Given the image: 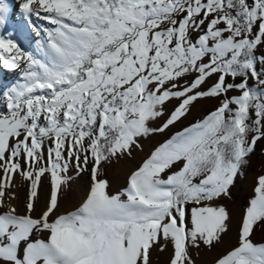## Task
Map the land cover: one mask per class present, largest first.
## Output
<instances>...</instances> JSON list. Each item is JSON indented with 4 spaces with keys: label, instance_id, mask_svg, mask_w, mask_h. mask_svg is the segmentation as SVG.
Wrapping results in <instances>:
<instances>
[{
    "label": "snow or ice",
    "instance_id": "obj_1",
    "mask_svg": "<svg viewBox=\"0 0 264 264\" xmlns=\"http://www.w3.org/2000/svg\"><path fill=\"white\" fill-rule=\"evenodd\" d=\"M19 8L32 50L3 32L9 5L0 0V70L18 74L0 85V264H150V250L168 243L170 264H195L192 248H213L230 231V213L215 201L231 198L264 140V0H20ZM221 97L158 143L124 190L110 191L102 162L142 150V138ZM70 169L89 172L91 184L62 212ZM16 175L28 182L24 213L10 203ZM42 178L50 189L41 208ZM254 193L237 245L215 264H264V243L253 239L264 228V175Z\"/></svg>",
    "mask_w": 264,
    "mask_h": 264
},
{
    "label": "rangeland",
    "instance_id": "obj_2",
    "mask_svg": "<svg viewBox=\"0 0 264 264\" xmlns=\"http://www.w3.org/2000/svg\"><path fill=\"white\" fill-rule=\"evenodd\" d=\"M16 5H17V1H16ZM34 47L35 45L33 44L31 45V47H28V50H32V48ZM260 51L264 53V49H261ZM259 54L260 53H258V55ZM17 79H18V74L15 72H13L12 74H8L5 70L0 71V85L7 86L11 83L16 82ZM214 79L215 77H213L212 81H209V84H211L214 81ZM250 83L255 84V81H250ZM238 94L239 93L236 91H230L228 95L233 96V95H238ZM222 99L223 97L201 99L195 103L194 107L192 108L191 115H189L187 119L183 120L182 123L177 124V126L173 128L170 132H167L166 134L162 136L157 135V136H152L149 138H142L140 140V143L143 145V149L141 150L139 148H134L137 151V153L132 151V155L129 156V159L126 161V163L129 164V166H128V171L126 172V174L122 176L123 179L119 180V177L121 176H119V174L117 173H111L110 170H111V167H113V165L117 162V160L123 159L124 156L113 158L111 159L110 162H107V163L102 162L103 168H104V178H106L109 181L110 191L113 194H115L117 192L124 190L128 186V180H129V176L131 175V173L135 171L142 164V162L150 155L151 151L154 149V146H157L158 143L162 142L164 139H166L168 136H170L175 131L180 130L182 127L188 126L189 124L194 123L195 121L199 119H202L209 112L215 110V108H217L220 105ZM176 103H177L176 101L173 102L172 108H174ZM4 110H5L4 104L0 103V111H4ZM168 113L169 111L165 112V118ZM253 118H254V115H253ZM161 122L162 121H156L153 126H158ZM148 143H151V146L147 150L145 148L147 147ZM138 155H139L138 159L132 160L134 156H138ZM248 159H249V163L247 164L246 167L242 169L241 173L238 175L235 181V186L232 187L231 189V198H223V199L215 201L217 205H223L230 213V216H231L230 224L233 221L238 220L239 226H240L241 219L244 215L245 208L248 205L249 199L253 197L255 194L254 189L257 185V178L260 175H264V140H261L258 142L254 150V153L251 154V156ZM69 175L73 177H77L75 175V169H70ZM78 177H81L82 179L87 180L91 183V175L89 172H84ZM249 180L252 181V184L249 182ZM42 181H43L42 199L44 200V197H46L49 192L50 186L47 180L44 179ZM27 194H28V189H25V188L17 189V192L15 193V197H17L16 198L17 203L19 204L18 207L20 209V213H24L26 210L25 201H26ZM0 210H1L0 212L6 211V209L4 208H0ZM37 214H39V209L37 210ZM254 231H255V235L253 236L254 241L257 243H264V228L254 229ZM224 238H225V235L223 236V240ZM161 243H163V241ZM220 244L213 247V250H216V248L218 250ZM200 249L201 248L194 247L190 250L191 259L193 256L196 255V253L200 252ZM154 250H150V255L157 256L159 254V247L155 248Z\"/></svg>",
    "mask_w": 264,
    "mask_h": 264
},
{
    "label": "bare ground",
    "instance_id": "obj_3",
    "mask_svg": "<svg viewBox=\"0 0 264 264\" xmlns=\"http://www.w3.org/2000/svg\"><path fill=\"white\" fill-rule=\"evenodd\" d=\"M17 1V5H16ZM7 4L9 5V9L7 12L6 17V25L3 29L4 33L12 32L16 35L18 39L23 40L24 45L27 47L29 46V41L24 40L23 37V27H24V18L21 15L19 4L20 0H7ZM5 70L8 74H12V71ZM1 71V70H0ZM6 86V85H5ZM174 102V101H173ZM173 102L166 105V111L171 112ZM151 146V143L147 144L145 149ZM155 147V146H154ZM152 148V147H151ZM135 153L137 151L133 150ZM138 156H134L132 160L138 159ZM129 159V156H124L123 159H118L117 162L111 167V173L119 174V180L123 179L122 176L126 174L128 171L129 164L126 161ZM132 166V165H131ZM2 173H0L1 175ZM83 177V176H82ZM251 178V177H250ZM249 178V179H250ZM44 180V179H42ZM252 184V181L249 180ZM70 186L68 187L67 191L64 194L63 202L61 205V211H70L74 210V208L78 207L80 203H82L83 199L86 198L90 182L87 180L82 179L81 177H73V180L69 182ZM13 185L14 187L11 188V192H17V189L25 188L28 189V182L21 176L16 175L13 177ZM9 190H5L6 196L8 195ZM17 197L12 199L10 203L15 205L20 212L18 207V203L16 200ZM45 200L41 199V207L44 206ZM6 209V208H4ZM1 211V210H0ZM239 221L235 220L230 224V231L225 234V238L223 242L220 244L218 250H213V248H208L206 246H201L200 252L196 253L195 256L192 257L195 264H215V261L222 255H224L227 251L231 250L235 247L238 243V236H239ZM172 244L168 243L167 248L165 250H161L159 248V254L150 255V264H170V260L173 256V248ZM155 252V250H154ZM154 254V253H153Z\"/></svg>",
    "mask_w": 264,
    "mask_h": 264
}]
</instances>
